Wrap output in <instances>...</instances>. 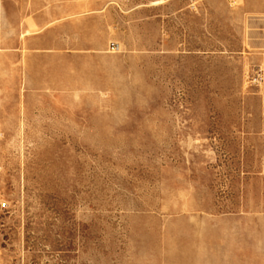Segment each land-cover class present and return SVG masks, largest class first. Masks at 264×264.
I'll return each mask as SVG.
<instances>
[{
  "label": "rangeland",
  "instance_id": "374dc122",
  "mask_svg": "<svg viewBox=\"0 0 264 264\" xmlns=\"http://www.w3.org/2000/svg\"><path fill=\"white\" fill-rule=\"evenodd\" d=\"M104 2L29 67L0 27V264H264L255 14Z\"/></svg>",
  "mask_w": 264,
  "mask_h": 264
},
{
  "label": "crops",
  "instance_id": "0c3cea01",
  "mask_svg": "<svg viewBox=\"0 0 264 264\" xmlns=\"http://www.w3.org/2000/svg\"><path fill=\"white\" fill-rule=\"evenodd\" d=\"M236 6V10L242 13L255 14V20L252 16L250 22L264 30V0H242ZM114 22V14L104 0H0L1 43L8 36V28L17 27L16 52L18 57L23 56V51L26 52L28 67L39 58L43 38L39 33L42 28H48L49 50H61L67 43L62 33L67 35L69 28L85 25L109 27L115 25ZM257 34L264 36V31ZM78 41L81 43L80 38ZM84 41L89 44L104 43L96 38ZM257 43L264 44V40L259 39Z\"/></svg>",
  "mask_w": 264,
  "mask_h": 264
}]
</instances>
